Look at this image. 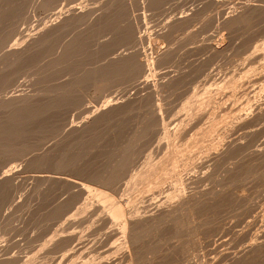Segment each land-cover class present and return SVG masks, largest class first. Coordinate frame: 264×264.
I'll use <instances>...</instances> for the list:
<instances>
[{
    "label": "bare ground",
    "instance_id": "6f19581e",
    "mask_svg": "<svg viewBox=\"0 0 264 264\" xmlns=\"http://www.w3.org/2000/svg\"><path fill=\"white\" fill-rule=\"evenodd\" d=\"M185 1L187 2L188 0H184V2ZM124 2L127 4L131 3V1L126 2V0ZM176 2L178 3V0H176ZM176 2H173V4ZM181 2L183 3V0ZM188 2H192V0ZM202 2L203 1L190 3V12L191 8L194 9L196 4ZM8 3H11L10 0ZM22 3L23 7L21 5L20 8L22 7L23 11L21 9L22 12H20L19 18L16 16L18 20L14 15L13 17H15V19L10 16V22L13 23L12 18L15 21L13 24L10 25L7 19L4 20L8 24L7 27H9L7 31L5 28L3 29L4 32L6 31L4 36L0 35V37H3L0 39L3 41L0 50L8 51V54L11 50L15 52L14 57H12L13 54L12 56L9 55L10 57L8 56L9 58L12 57L9 59L10 61H7L9 62V73L7 72L8 69L5 68L6 73H8L6 75L8 76L3 79V81L1 80L0 84V161H2L1 165L3 166L5 187L7 190V192H3L6 194H4L5 196L0 201V264H111L112 262L117 263L115 261L117 258L115 257L119 256L117 254L120 251L126 252L131 258V256H133L132 254L135 253H132V251H135L139 244L142 245L144 240L147 239L146 237L149 236L147 234L151 232L150 230L159 227V225L163 227V223H169V221H171V219L167 221V219H165L166 216L164 217L165 220H161L160 218L156 220L157 218H153L154 220H147V222H145L149 214L152 213L153 216L158 215L157 212L159 213V211L157 210L161 211L162 204L167 198H172L171 196H175V194L183 199V203L180 202L182 204L186 203L187 205H185L187 207L185 208L184 206L185 210H183L185 212L183 211L182 214H178V216H180L178 218H176L177 213L175 214L174 212L173 216L175 215V218L172 221H175V224L173 223L174 226L173 224L168 226V229H170L171 226H176V228L178 226L179 229L184 227L185 224L186 233H188L193 225H190L191 227L190 229L188 228L187 232L186 224H200L201 221L194 222V220H196V218L198 219L197 214L203 209L201 207L203 202H205L203 195L208 193L205 192L202 195L201 189L203 187L201 182L203 181H198V177L192 178V173H190L197 168H194L192 171L190 166H197V164L189 166L191 162L190 159L193 160L197 153L193 152L194 157L191 156L192 152L190 153L191 158L188 156L190 158H188V161L190 162L186 165L182 164L181 161L184 159H180L181 155L179 157L176 156L177 158L174 157L175 160L179 159L177 162H180L182 166H175V169L173 168L174 170L172 171L173 175H170V177L168 176L171 171H168L169 174L164 180L165 183H162L163 192L161 191L162 188L156 187L157 191L159 190L158 192H162L163 195L160 193L155 197L150 195L152 192L148 193V191L147 195H145V192L139 190L143 188L142 185H139V181L141 179L143 180V175L147 173L146 171L148 168L152 165L158 167L157 165H159L161 157L165 153H167L165 155H168L169 151L174 152L175 150L179 152L183 142L185 140L188 141L189 139L186 138H189V136H193L192 134L197 131L196 129H198L199 125H195L197 121L196 115L194 114V116L193 112L190 113L187 111L190 114L185 113V109L188 105L186 107L184 106V113L180 112L182 110H176V104L174 105L173 102L174 99L180 96L177 98L175 96L173 101H170L172 96L170 97V94H167L168 91L164 89L166 85H163L165 76L168 77V75L163 73V69H165L164 66H167L168 62H170L166 59H168V57L174 58L173 60L171 59L173 63L176 60L175 58L179 50H181V52L183 49L186 51L184 55L187 53L186 57L188 58L187 60H189L187 61L188 64L191 61H194L193 63L197 61L195 58L199 55L202 48L208 47V49H215V52L219 50L221 52L224 48L228 47L229 41L227 42L226 39L229 38V35H227L228 32H226V30L233 25L245 24L253 27L256 20V23L260 21L264 25V0H240L239 2L237 1L234 7L230 10L228 9L227 12L214 15L217 16L215 18L216 20L214 19L215 22L212 20L217 28H215L217 37L212 38V40L216 39V42L213 43L209 41L211 39L208 38L207 34L209 32L207 27L210 28L209 20H207L208 22L207 24L205 23V25L202 23L204 22L203 18V21H200L203 26L199 22L201 25L199 28L197 27L195 30L192 29L193 31L190 30L191 32L189 31L190 33H188L190 35H186L185 38L183 36L184 39L181 37V40H183L180 42L179 38L178 40L176 38L178 43L176 40L175 42L174 36L171 35V33H173L172 31L175 29H169L176 20L173 15L178 14V11H176V14L174 12L173 15H171L169 12V16L165 13L167 14L165 17L164 15L160 17V13L158 15L157 13L161 10L157 11L154 5L152 7V0L150 3L145 2L143 4V6L145 5L146 7L144 13L142 12V16L140 17L141 20H135L140 30L139 27L135 26V22H132L127 14L129 6L126 5L127 9L125 8L126 6L118 8L112 3V0L109 2L106 0H22ZM121 3L122 5L124 4L122 1H119L118 4L120 5ZM220 3H222V1ZM134 4H129L131 5L129 9L131 8V10L133 9L136 12L138 5L140 6V2L137 6L135 5V8L137 7L136 9H134ZM170 5L172 4L169 3V6ZM201 8L199 9L201 10ZM139 9L138 11H140ZM141 10H143V8ZM168 10L170 11L169 7ZM2 11H5V9L3 8ZM165 12H167V9ZM4 13L5 12H2V14L6 16ZM181 15L183 16L184 14ZM190 16H192V14L189 15V17ZM180 18L179 21L181 20V24L187 19L182 21L185 17L182 19ZM190 20L191 18L188 19V21ZM139 22H141V24H139ZM171 22L173 23L171 24ZM262 23H260V26ZM4 24L2 23L1 25L6 27ZM258 24L256 25L257 27ZM204 25L208 32H206ZM173 27L174 25L172 28ZM213 28L214 27H212V29ZM238 28L241 29L240 26ZM211 31L214 33L213 30ZM260 31H258V33ZM182 32L184 33V31ZM224 36H226V39ZM146 39L151 40L152 47L145 48L146 45H144V43ZM154 39L161 40L154 41ZM166 39H173L172 42L177 44L173 43L175 45L170 47L169 42V48L165 49L164 47L166 46L163 47L161 45H164V42L167 43ZM28 41L30 42L28 48L23 49L22 46L25 43L28 44ZM252 48L253 49L250 48V51L246 48V51H249H247L248 53L243 50L246 54L245 56L242 53L243 57L245 56L243 58L244 62L242 61V65L238 62L235 65V67L237 65L238 67H242L245 64L251 76H253L256 69L258 71V67L259 69L262 67L257 64V60H255V50L254 47ZM201 52L202 55L203 53L209 54L208 52L205 53V51ZM213 52L211 50V54ZM216 53L218 54L219 52ZM3 54L5 53L3 52ZM6 56L7 55H5V57ZM5 57L3 58L0 56L2 59H5ZM238 59L237 61H239ZM2 62H4L3 65L5 66L6 62L3 60ZM2 62L0 61L1 67ZM185 65H187L186 62ZM184 67L186 68V66ZM223 69H225V67H223ZM244 69L246 70V68ZM263 69L264 67L261 70L263 71ZM261 70L259 72H262ZM3 71L4 70H2L1 73ZM198 71H200V69ZM225 71H227V68ZM259 72H256V74H259ZM174 74L177 75V73ZM3 76L5 77V75ZM147 77L151 79V81H149L151 82L152 90H149L153 92V94L150 95L155 97H153L156 102L155 111L150 115L148 114L147 117L139 116L142 120L137 116L138 120L141 121L139 126L136 128L131 127L133 129L131 133H129L125 139L120 138L123 140L121 143L118 142L116 145L115 140V142L113 141L114 143L111 142L112 144L110 147L108 146V148H114L115 154L108 159L102 158L107 151L105 154L99 152L104 150V148L107 150V147H105L106 143L101 144L97 140L100 135L96 134L98 125L101 128L102 125L108 124L112 126V130L120 126L119 123L121 120L125 121L126 118V114H124L120 108L123 109V106L127 105L126 102L129 101L130 95L143 94L142 91L144 89L142 88L145 87H142V85L144 80H148L146 79ZM252 78L253 77H251V79ZM251 79L246 80V82L244 80V86H247ZM145 85L147 86V82ZM86 87L89 89L91 88V92L87 91L88 88L86 90ZM174 94L176 95V93ZM138 97L140 96H137V98ZM179 102V105L182 104ZM150 105L152 106V104ZM183 105L184 104H182L181 107H183ZM191 108L195 110L194 107L191 106ZM196 108H198V106ZM190 111L192 110L190 109ZM128 117H131V115L127 116V121L129 120ZM132 117L130 122H132ZM197 119L200 122V115ZM133 122H135V119ZM131 128H127V130H131ZM46 130L49 132V137L47 136L48 132L47 135L44 136ZM101 130L98 129V131ZM115 130H117V128ZM38 133H43V135L41 136ZM197 133H199V131ZM95 135H97L96 139ZM45 137H47V139ZM193 137L198 138L197 135ZM120 139L117 141H121ZM192 139L190 138L191 143ZM259 141L263 142L261 146L264 147V140L261 141L260 139ZM259 141H256V144H260ZM254 149H256V147ZM257 149L259 148L257 147ZM196 151L195 149V152ZM98 153L103 156H99ZM174 153H172V155ZM176 153L174 155H176ZM108 154H106L105 157L108 156ZM200 155L201 154H198V156ZM165 157L168 158L167 156ZM172 157L170 156L169 158ZM169 158L167 160H170ZM196 158L194 160H196ZM197 161L199 160L197 159ZM172 163H175L174 160ZM234 164L233 170L239 174V168L235 166L238 163ZM188 166L190 167L191 171L189 170V173L191 175L187 173L190 176L185 173L186 171L184 172V169ZM149 170L151 169L149 168ZM201 172H197L198 176L199 174L201 175ZM197 173L194 175L197 176ZM235 175L236 174H234V176ZM202 176L203 175H201V177ZM234 176L233 180L235 178ZM237 176L236 178H240V175ZM204 179L206 180L207 178L205 177L203 180ZM236 180L238 179H235V181ZM2 184L4 186V183ZM2 184H0V187ZM158 185L159 184H157V186ZM203 185H205V183ZM139 186L140 188L138 189L137 187ZM206 188V190H210L207 186ZM153 191L156 192V189ZM219 191L222 192V190ZM239 191H235L236 193L234 192V195L232 194L233 200H231L235 203L233 211H235L237 215L241 214L240 211H243V208L245 209L242 204H240L241 206L238 204L242 199H245L242 198V193ZM214 192H216V196L218 191L213 190V194ZM211 194L210 192L209 195ZM220 194L218 192V196L216 197L220 201L219 205H222V200L225 198L224 194ZM215 196L213 199H210L212 202L207 201L206 203H215L217 201H214ZM123 197L127 199L123 200ZM180 202H178L179 206ZM165 203L169 202L166 201ZM245 205L247 206L248 204ZM174 206H176V204ZM250 206L252 207V204ZM181 207L183 206L181 205ZM171 208L175 209V207L172 206ZM246 210L247 209H245V211ZM180 211L176 212L181 213ZM168 212L169 211H167V213ZM170 212L168 214L172 213ZM164 214L165 212H163V215ZM163 215L161 218H163ZM168 216L170 217V215ZM198 224L195 225V232H192L194 230H190L192 233H196L197 226H199ZM165 230L167 229H161V231ZM183 230L182 234L184 233ZM200 230L201 229H199V231ZM152 233L154 232L152 231ZM192 233L189 234L194 235ZM199 234H201V232ZM144 237L146 239H144ZM263 241V239L256 238L249 239L243 244L241 252L238 253L237 251L233 254L230 253L232 255L225 258L227 262L223 264H230L236 261L239 263V260L243 259V263L247 264V262H245L247 260L244 256H247L246 254L250 251L255 252L253 248L259 244L258 247L261 248V243ZM141 247H144V245ZM258 252L259 251H257V253ZM146 253L150 254V249L149 252L147 251ZM150 255L149 257H147L148 255L144 256L143 262L139 264H172L167 261L169 257H167L166 260L164 259L166 256L165 254H162L164 256L159 257V260L157 259L158 261H154L156 257L154 258ZM120 257L122 256L120 255L118 258ZM124 257L126 258V256ZM134 258H137V255ZM134 258H132V260ZM262 259H264L262 255L261 258L257 255L256 260L254 258V264H261ZM132 260L129 261L134 263V260ZM135 262H137V260ZM126 263L128 264L129 262Z\"/></svg>",
    "mask_w": 264,
    "mask_h": 264
},
{
    "label": "rangeland",
    "instance_id": "374dc122",
    "mask_svg": "<svg viewBox=\"0 0 264 264\" xmlns=\"http://www.w3.org/2000/svg\"><path fill=\"white\" fill-rule=\"evenodd\" d=\"M5 1L7 2V4H6ZM8 1L7 0H0V3H1L0 4V10H1L0 11V35H3V36H4V33L7 31L8 27H9V26L7 27V25L8 24H10V25L13 24L15 22L14 21L15 17L18 16V18H19L20 14H21L20 12L23 11L22 0H10L11 3H8ZM106 1L109 2L111 0H106ZM114 1L112 0V3L115 4L118 8L125 7L126 5L131 7V5H129V4H134L135 3L134 4V9L137 8V7L135 8V5L137 6V4H139V2H140V6L138 5V8L136 9V12L133 9L131 10V8L129 9V7L127 9V6L125 7L128 10L127 14L129 16V18L132 20V22L134 21L135 24H136L135 20H139L140 21L141 20L140 17L142 16V12L144 13V11H145V7L146 6L145 5L143 6V4L145 2H149L150 3L151 0L150 1L149 0H147V1L144 0V2H143V0H129V1H131V3H128V4L124 2L125 0L124 1L123 0H114ZM119 1L120 2L122 1L124 4L122 5V3H121L119 5L118 4ZM129 1L126 0V2H129ZM169 1L168 0H155V1L152 0V2H153L152 3V7L154 5V7L157 8V11H159V10H161L162 12L164 11L162 16H161V13H162L161 11H159L157 13V15L160 13V17H163V15L165 17L167 14L169 16V12H170L171 15H173L174 12L176 14V11H178L177 12L178 14L173 15L174 19H176L178 21L175 20L176 22L174 21V24H172L173 22H171L172 26L174 25V27L172 28V26H171L170 29H169V30L175 29L174 31H172L173 33H171V35H173L174 38H175L174 41L176 40V38H177V40L179 38V42L182 41L186 37V35L187 36L190 35V34H188V33L191 32L190 30H192V29L195 30V29H197V27L199 28V26H201V25L203 26L202 23H204V24L206 23L207 24V22H208L207 20H209V26H210L211 30L214 31V33L207 26H206L208 28L207 30H209L210 33L206 30V28H205L206 24L204 25V28H205L206 32H208L207 33L208 34V38L211 39L209 41H212L211 43H213V42H216L215 41L216 39L212 40V38H216L217 37L216 36L217 35V31L215 32V28L216 27H215V24L213 23V21L215 22V20H216L215 18L217 16H214V15H216V14L218 15L220 13L223 14V12H227L228 9L230 10L232 7H234V5L237 4V1L239 2L240 0H213V1L212 0H208V1L207 0H192V2H195V3H197V1L198 2L199 1H203V2L205 1L204 2L205 4L203 2L196 4V7L194 9L191 8V12H190L189 5L192 2H188V1H191V0H188L187 1L188 3L186 1L184 2V0H183V3H185V4H183L181 2L182 0L181 1L178 0V3L176 2V0L175 1L169 0ZM221 1H222L223 4L220 3ZM224 1H225V3H224ZM132 2H134V3H132ZM142 2H143V4H142ZM164 2H165V4H164ZM173 2H176L177 5H176V3L173 4ZM206 2H208V3H206ZM169 3L172 4V5L169 6ZM2 4H3L4 7L2 6ZM15 4H16V6H15ZM166 4H167V6H166ZM186 4H188V5H186ZM9 5H10V7H9ZM21 5H22V7L20 8ZM197 5H199V6H197ZM14 7H15V10H14ZM168 7H169L170 11L168 10ZM225 7H226V9H225ZM3 8L5 9V11H2ZM6 8H7V10H6ZM132 8H133V5H132ZM142 8H143V10H141ZM176 8H177V10H176ZM199 8H201V10ZM19 9H20V11H19ZM21 9H22V11H21ZM138 9L141 12L138 11ZM166 9H167V12H165ZM171 9H173V10H171ZM179 9H181V10H179ZM130 11H132V12H130ZM179 11H181V12H179ZM2 12H5L4 14L6 16H4L2 14ZM14 12H16V13H14ZM185 12H186V14H185ZM199 12H200V15H199ZM9 13H10V15H9ZM130 13H132V14H130ZM140 13H141V15H140ZM165 13H167V14H165ZM181 14H184L183 16L185 18ZM191 14L194 17V19H193L192 16L189 17V15H191ZM2 15L4 16V18H3ZM13 15L15 17H13ZM132 15H133V17H132ZM205 15H206V17H205ZM10 16L14 18V19L12 18L13 21L11 20L13 23L10 22V19H11ZM135 16L138 17V18H136ZM180 16H181V18H180ZM195 16L198 19H196ZM6 17H8V18H6ZM187 17H189V18H187ZM212 17H213V19H212ZM179 18L180 19L184 18V19H182V21L183 20L185 21L186 18L187 19H186L185 22H182V24H181L180 23L181 20L179 21ZM190 18H191V20L188 21V19H190ZM202 18L204 19V22H202L203 21ZM6 19L8 21V24H7L6 21H4ZM16 19H17V17H16ZM256 21L254 22L255 25L253 27L245 25V24H238V25H233L230 28H227L229 31L231 30L230 34H229V31L226 30V32H228L227 35H229V38L226 39V36H224L225 39L227 40V42L229 41L228 42V47H226L228 49L224 48V50H222L221 52H220V50L216 51V52H219L220 54L219 53L217 54L215 52V49L213 50V49H208V47H205V48H202V50H200L199 55L195 58V59H197V61L195 63H193L194 61L193 62L191 61L188 64L187 61H189V60H187L188 58L186 57L187 53H186V55H184L186 51L183 49L184 51L182 50V52H181V50H179V52L176 55L177 57L175 58L176 60L173 63H172L171 59L173 60L174 58H172V57L169 58L168 57V59H166V60H168L170 62H168V65L166 63L167 61L165 62L167 66H164L165 69H163L164 70L163 73L168 75V77L164 75L165 76V79H164L165 82H163V85H166L164 89H166L168 91L167 94H170V97L172 96V99H170V97H169L170 101H173L175 96H176V98L178 96H180L177 99H174V102H173L174 105L176 104L175 105L176 106L175 107L176 110L177 109H178V111L182 110L180 112L184 113V111H183L184 106L186 107L188 105L187 108L185 109V113H189V112L192 113L193 112V115L194 114L196 115V121H197L195 125L196 126L198 124L199 125L201 124V125H200V127L198 125V129H196L197 131L194 132V134H196L198 136V138L197 137H193V136H196L194 134H192L193 135L192 137L189 136V138H186V139H189V140L188 141L185 140L183 142V145L181 146V149L180 150L178 149L179 152L177 150L174 151L175 153L177 151L176 155H174L175 153L172 152V151L168 152L169 156L165 155V154H167V153H165L164 155L167 156L168 158L170 156L171 157L173 156L172 157L173 159L169 158L172 161L167 160L168 158H166L163 155L161 157V161L159 162V165L156 164L158 167L153 166V165H152L153 168H152V166L149 167L151 170H149V168H148V170L146 171L147 173L145 172L146 174L143 175L144 176L143 180L141 179L139 181V185L140 186L142 185V187L144 189L143 188L139 189L140 186L137 187V188L139 190H141V192L142 191L145 192L146 193V194L144 193L145 195H147V191H148V193L152 192L153 194L150 193V195L155 196V197L158 196V194H160V193L163 195V193H162L163 192L162 183H165L164 180H165V178H167V176L169 174L168 171H171V173L168 176V177H170V175H173L172 171L175 169V166L177 167V165H181V166H182V164L186 165L190 161L191 162L189 163V166L197 164V166L196 165L195 166H190L192 171L194 170V168L197 167L195 169L196 171L194 170L193 172H190L191 170H190V167L188 166L186 169H184V172L185 171H186L185 173H187V172L189 173L190 172V173H192V175L189 173L192 176V178L198 177L199 178V179L197 178L198 181H200V182L203 181V182H201V185L203 187V188L201 187L202 188L201 189L202 195L205 192L208 193V194L205 193L204 194L205 196L203 195V199L205 200V202H203V204L201 206L203 209H201V210L199 209L200 213L198 212V214H200V215L197 214L198 219L196 218V220H194V222H196V221L200 222L201 221L203 223V225H202L201 222H200L201 225L197 223L200 226V228H199V226H197L196 233H192V232H195L194 229L196 228V226H195V225H197L196 223L195 224L194 223L193 224H186L187 225V232H188V228L190 229V227L193 225L190 230L191 231L194 230V231L191 232L189 230L188 233H186L185 224H184V227L179 228L180 230L178 229V226H177V228H176V226L173 227L174 224H175L174 223L175 221H172L175 218V215L173 216L174 212H175V214L177 213L176 214V218L180 217V216H178V214L180 215V214L183 213V211L185 210L184 206L186 208L187 204L186 203L182 204L183 203L182 202L183 199L180 196H177V194H175V196L172 195L171 196L172 198H167V200H166L169 203H165L166 202L165 201L162 204L163 206H161L162 209L159 208V209H161V211L157 210V211H159V213L156 211L158 215L153 216L152 213L149 214L150 217L148 216L147 217L148 219H146L145 222H147V220L150 221L153 218L154 219L157 218L156 220H158L159 218L161 220L167 219V221H169L171 219V221H169V223L168 222L163 223V225H164L163 227H162V225L161 226L159 225V227H155V229L150 230L151 232H148L147 235H149V236L146 237L147 239L144 237V239H146V240H144L143 243L141 242L142 245L139 244L137 246L136 250L132 251V253L135 252L132 255L134 257H136V255H137V258H134L133 256H131V258H130V256L126 252L120 251L123 254L118 252L117 255H119V256L121 255L122 257H120V258H118L119 256L115 257V258H117V259H115V261L117 263H119V264L120 263L121 264H127L126 262H129L128 264H139V263L143 262V260L145 258L144 256H146V255H148L147 257H149V255L152 254L153 256L152 255H150V256L154 257V258L156 257L154 259V261H155L157 259L159 260V257L164 256L162 254H165L166 256L164 257V259L166 260L167 257H169L167 261L171 262L172 264H176L177 262H178L177 264H179V263H181V264H223V263L227 262V260H225V258H227L228 256H231L234 252H237V251H238V253L241 252L242 249H243V244L245 242H247L249 239H252V238L255 239L256 238V239H263L264 240V207H263L264 206V151H261V150H264V147L261 146L263 142L259 141L260 139H261V141L264 140L263 139L264 138V75H263L264 74V69H263V71L261 70L264 67V50H263L264 49V47H263L264 46V42H263L264 41V25H263L262 22L258 21V23H259L258 24V23H256ZM199 22L201 23V25L199 24ZM2 23L3 24L6 23L4 25H6L7 28L4 27L3 25H1ZM177 23L179 24V27H178ZM260 23H262L261 26H260ZM139 24H141V22H139ZM186 24H188V25H186ZM257 24H258V27L256 26ZM180 25H181L182 28L180 27ZM135 26L139 27L138 23ZM183 26H185V27H183ZM211 26L214 27V28L212 29ZM239 26H240L241 29L238 28ZM4 28L6 30L5 32L3 30ZM231 28H235V29H231ZM139 30H140V27H139ZM187 30H188V32H187ZM182 31H184V33ZM258 31H260V32L258 33ZM260 34H262V35H260ZM183 36H184V38H183ZM181 37L183 38L182 40H181ZM250 37H251L252 40L250 39ZM2 38L3 37H0V39H2ZM242 38H243V40H242ZM156 40H161V39H156ZM156 40L154 39V41H156ZM261 40H262V42H261ZM172 41H173V39H169V40H167V43L164 42V45H161V46H163V47L166 46V47H164L166 49V48H169V42H170V47H172V46H174L175 44L178 43V41H177V43H175L176 41L175 42H172ZM2 42L3 41L0 40V49H1V46H2L1 45ZM148 42H149V44H148ZM231 42H233V43H231ZM171 43L172 44L175 43V44L172 45ZM29 44H30V42L28 41V44L25 43L22 46V48L23 49L24 48L25 49L28 48ZM144 45H146L145 48L152 47L151 40H147L146 39ZM231 45H232V47H231ZM252 47H254V50H255V60H257V64L259 66L260 65L262 66V67H260L261 69H259V67H258V71L256 69V71L254 72L253 76H251L249 74L250 72H249V70L247 69V67L245 66L244 63H243L244 66H242V67L246 68V70L244 68H242L241 66L238 67V65L235 67L237 62L240 63V65H242L241 63L243 61V58L246 56L244 51L246 53H248L251 49H253ZM258 47H259L260 50L258 49ZM246 48L249 49V51L247 50L248 52L246 51ZM225 49H226V52H225ZM206 50H208V51H206ZM211 50H212V52L214 51L215 53L213 52L211 54ZM201 51H203V52L205 51V53L208 52L209 54H207V53L204 54L203 53V55H202ZM1 52H2V54H1ZM3 52L5 54H3ZM10 52H11V54H10ZM13 52L14 51L11 50V51H9V54H8V51L6 52L5 50H0V56L1 57L4 58L5 55H7L5 57V59L0 58L1 62H2V60L6 62L5 66L3 65L4 62H2V67L0 66L1 67L0 68V84H1V80L3 81V79H5L8 76V75H6V74L9 73V69H8V65H9L8 63L9 62H7V61H10L9 59L14 57L15 52L14 53ZM242 53H243V55H245L244 57H243ZM12 54H13V56H12ZM214 54H216V55H214ZM9 55L12 56V57L9 58L10 57ZM205 56H207V57H205ZM241 56H242V58H241ZM237 59L239 61H237ZM185 62L188 65V67H187V65H185ZM204 62H205V64H204ZM190 63L193 64V65H191ZM183 64H184V66H186V68L183 66ZM172 65L174 66V68H173ZM191 66H193V67H191ZM198 66H200V67H198ZM211 66H212V68H211ZM223 67H225V69H223ZM5 68L8 69L7 70L8 73H6V69ZM166 68H168V69H166ZM226 68H227V71H225ZM239 68H241V69H239ZM1 69L4 70L2 73H1V71H2ZM172 69H173V71H172ZM199 69H200V71H198ZM242 69L245 70L246 72L243 71ZM241 70L243 71V73H242ZM260 70L262 72H259ZM210 72L211 73L213 72V73L211 74ZM256 72L257 73L259 72V74H256ZM174 73H177V75L174 74ZM3 75H5V77ZM196 75H199V76H196ZM213 76H215V77H213ZM212 77H213V79H212ZM251 77H253V78L251 79ZM244 78H246V79H244ZM146 79H148V80H144L143 85H142V87L143 86L145 87V88H142V89H144L142 91L143 94L139 95L140 94L139 93L138 95L134 94V96H133V94L130 95L129 99H128L129 101L127 100L128 102H126L127 105H124L123 106L124 108L122 107L123 109L120 108V110L124 114H126V118H125L126 122L124 120L123 121L121 120V122L119 123L120 126L116 127L117 130H115L116 128L112 130V126H110L108 124H104V126L102 124H100V125L103 126V127L101 126V128L98 125V127L96 129V134L97 135L100 134V135L98 136L97 140L101 144L106 143L105 147H107V150L104 148L105 151L101 150V152H99V153L105 154V152L107 151L106 154H108V153L110 154V156L108 154L109 157L108 156L105 157V155H106L105 154L104 157H102V158H107L108 159V158H111L115 154L114 153L115 149L114 148H108V146L110 147L111 144L114 143L115 141H116L115 142L116 145H117L118 142L121 143L123 140H121L120 138L125 139L128 136V134L131 133V131L133 130L132 129L133 127L134 128L138 127L139 124L141 123V121L138 120L139 116H141V117H145L146 116L147 117L148 114L150 115V114H152L155 111V109H156L155 108L156 107V102L154 100L155 97L151 96L153 94V92L149 90V89L152 90V87H151V84H150L151 83L150 82L151 79L148 78V77ZM249 79H251L250 83L247 86H244V80L246 82V80H249ZM146 82H147V86L145 85ZM175 82H176V84H175ZM253 83H255V84H253ZM87 88L88 87H86V90H87ZM245 89H246V91H245ZM172 90L174 91V93H176V95L173 93ZM249 90H250V92H249ZM87 91L91 92V88L90 89L88 88ZM196 92H197V95H196ZM137 96H140V97L137 98ZM184 98H185V100H184ZM178 102L184 104L183 107H181L182 104L179 105ZM128 103H130V104H128ZM150 104H152L153 107ZM195 105H197L198 108H196L197 106H195ZM199 105H200V109H202V110L199 109ZM179 106H180V108H179ZM191 106L194 107L195 110L193 108H191ZM188 108H190L192 111H190V109H188ZM124 109H125V111H124ZM196 109H197V111H196ZM187 111H189V112H187ZM139 113H141V114H139ZM197 113H198V115H197ZM130 115H131V117L132 116L133 117H132V122H130L131 121V117H128V119H129L128 121H129V124H130V126H129L128 121H127V116H130ZM199 115H200V122L197 119V118H199ZM134 119H135V122H133ZM139 119L142 120V118H140V117H139ZM126 124H128V125H126ZM127 126H129V127H127ZM127 128L128 129L131 128V130H127ZM98 129L99 130L103 129V130L98 131ZM125 129H126V131H125ZM198 131H199V133H197ZM47 132L48 131L46 130L45 131L46 134H44V136L47 135ZM38 134H40L41 136L43 135V133H38ZM110 134H111V136H110ZM97 135H95V139H96ZM124 135H126V136H124ZM47 136L49 137V132H48ZM45 138L47 139V137H45ZM115 138H117V139H115ZM190 138L191 139L193 138L192 139V143H191ZM118 139H120L121 141H117ZM194 139H195V141H194ZM104 141H106V142H104ZM256 141L257 142L259 141L260 144H256L257 143ZM108 142H109L110 145L108 144ZM253 145H255V146H253ZM112 147H113V145H112ZM193 147L197 150L196 152H195V149ZM255 147H256V149H254ZM257 147L259 149H257ZM110 152H112L113 154L110 153ZM193 152L197 153L195 155V157H194ZM250 152L251 153L253 152V153L251 154ZM99 153H98V155H99ZM172 153H174V154L172 155ZM190 153H191V156L194 157V158L192 157L193 160L190 159L191 158ZM198 154H201V155L198 156ZM99 156H103V155H99ZM176 156L177 157L180 156L181 160L184 159L183 161H181L182 164H180V162H177V161H179V159H177V160L174 159V157L177 158ZM196 156H197V158H196ZM188 158L190 159V161H188L189 160ZM195 158H196V160H194ZM197 159L200 162L197 161ZM173 160H174L175 163H172ZM234 160L237 161V162H235ZM162 161H163V163L161 164ZM234 162H235V164L236 163H238V164L235 165ZM1 164H2V161H0V171H1V173H0V184L4 183V186L2 184L3 187L2 186L0 187V194H1L0 195V201L5 196L4 194H6V193H3V192H7L6 187H5V178H4L5 175L3 174V166ZM173 164H175V165H173ZM233 164L239 168L238 169L239 174L235 170H233ZM233 171H235V172H233ZM197 172L198 173L201 172V175H203V176L201 177V175L199 174V176H200L199 177ZM203 172H204V174H203ZM207 172H208V174H207ZM195 173H197V176L194 175ZM233 173L236 174V175L234 176ZM165 174H166V176H165ZM146 175H147V177H146ZM237 175H240L239 176L240 178H236ZM233 176L235 177L234 180H233ZM205 177L207 178L206 179L207 181L205 179L203 180V178H205ZM235 179H238V180H236L237 182L235 181ZM1 180H2V182H1ZM141 183H143V184H141ZM202 183L203 184L205 183V185L210 190H206L207 189L206 186L203 185ZM157 184H159V185L157 186ZM156 187L157 188L159 187L160 189L162 188V190H161L162 192H158L159 190L157 191ZM154 189H156L157 193L155 191H153ZM4 190H6V191H4ZM213 190L214 191L217 190L219 192V194L220 193L224 194V198H225L224 200L225 201L222 200V203H223L222 205L221 204L219 205L220 201L216 197V196H218V192H217V195L215 196L216 192H214V194H213ZM219 190H222V192H224V193L220 192ZM239 190L242 193L241 194L243 196L242 198H245L246 201H245V199L241 198L242 201H240V203H238V204L239 205L242 204V206L245 207V209H247V210L245 211V209L242 207L243 211H240L241 214H238L239 215L238 216L235 213V211H233V208L235 207V205H234L235 203H233L234 201H231V200H233V195ZM8 192H9V190H8ZM210 192L212 193L211 195H209ZM228 192H229V194H228ZM208 195H209L210 198L208 197ZM214 196H215L214 201L217 200L218 203H217V201L215 203L214 202L213 203H209L208 202L209 203V205H208V203H206V202L207 201H211L212 202V200H210V199L211 198L213 199ZM207 197H208V199H207ZM175 198H176V200H175ZM126 199L127 198L123 197V200H126ZM173 200L174 201H178V202L181 201L182 203L180 202V206H179L178 202H174ZM172 201L174 202V205L176 204V206L173 205ZM243 201H245V202H243ZM241 202H243L244 205ZM232 203H233V206H232ZM165 204H166V206H165ZM245 204H248V205L246 206ZM251 204H252V207L250 206ZM177 205H178V207H177ZM181 205L183 207H181ZM215 205L218 207V209H217V207ZM171 206L175 207L176 210L174 208H171ZM219 206H221V207H219ZM180 207H181V209H180ZM215 208H216V210H215ZM231 208H232V212H231ZM255 208H256V210H255ZM168 209H170L172 213ZM167 211H169L171 214H168L169 212L167 213ZM176 211H178V212L180 211L181 213H178ZM163 212H165L164 215H163ZM233 212H234V214H233ZM166 214L170 215V217H172V216L173 217L170 218ZM162 215H163V218H161ZM164 217H166V218L164 219ZM189 223H191V222H189ZM172 224H173V226H171V228L169 227L170 229H168V226H170ZM204 224H206V225H204ZM160 227H162V228H160ZM183 228H184V230H183ZM161 229L162 230L167 229V230L161 231ZM181 229L184 232L183 234H182V230ZM199 229H201V230L199 231ZM152 231L154 233H152ZM200 232H201V234H199ZM189 233H192L194 235H191ZM152 234H154V235H152ZM257 236L260 237V238H258ZM143 245H144V247H141ZM259 245H257L256 247L253 248V251H255V252L250 251L249 253L246 254L248 256V259H247V256H244L246 258V260H247V261H245V262H247V264H254V262H255L254 258L256 260L257 255L260 258H261V255H262V258H264V241L261 243V245H262L261 248L258 247ZM155 247H157V248H155ZM259 248H260V250H259ZM144 249L145 250L147 249V250L145 251ZM149 249H150V254L146 253L147 251L149 252ZM257 251H259V252L257 253ZM260 251H261V253H260ZM230 253H232V254H230ZM123 255L126 256V258ZM157 256H158V258H157ZM253 256H255V257H253ZM140 257L142 258V260H141ZM132 258H134L133 259L134 263H131V261H129V260H132ZM119 259H121V260H119ZM126 259H128V260H126ZM161 259H163V258H161ZM136 260H137L138 263L135 262ZM243 260H239V261L242 264H244ZM251 260H253V261H251ZM119 261H121V262H119ZM236 262H234V263L231 262L230 264H232V263L233 264H239L240 263V262L239 263L238 262L236 263ZM263 262H264V259H262L261 264H264ZM117 263L112 262L111 264H117Z\"/></svg>",
    "mask_w": 264,
    "mask_h": 264
}]
</instances>
